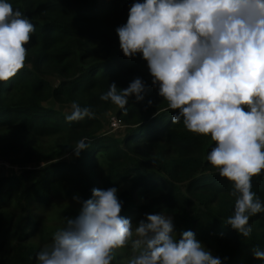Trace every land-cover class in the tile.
Wrapping results in <instances>:
<instances>
[{
    "label": "trees",
    "instance_id": "1",
    "mask_svg": "<svg viewBox=\"0 0 264 264\" xmlns=\"http://www.w3.org/2000/svg\"><path fill=\"white\" fill-rule=\"evenodd\" d=\"M8 2L35 31L25 45L23 69L0 82V162L21 169L0 174V264H36L39 252L27 243L38 231L32 212L49 204L52 188L87 200L94 188L128 183L117 196L123 217L168 210L178 238L192 231L221 264H264L253 254L264 251V211L250 216L248 238L227 225L236 197L232 182L207 159L215 142L188 131L183 120L173 124L176 113L158 94L147 61L142 54L125 57L120 48L116 29L127 23L131 6L144 0ZM136 78L145 82L144 100L130 97L126 113L101 100L111 84L119 91ZM74 103L94 117L69 123ZM109 113L126 127L120 138L105 132ZM82 139L88 149L65 160ZM252 191L264 203V172L253 177ZM151 197L149 204L140 203ZM79 213L66 211L63 227Z\"/></svg>",
    "mask_w": 264,
    "mask_h": 264
},
{
    "label": "clouds",
    "instance_id": "2",
    "mask_svg": "<svg viewBox=\"0 0 264 264\" xmlns=\"http://www.w3.org/2000/svg\"><path fill=\"white\" fill-rule=\"evenodd\" d=\"M34 31L29 18L0 0V82L23 69ZM116 31L125 57L142 54L147 61L158 94L176 113L173 124L183 120L188 131L215 142L207 159L232 182L236 197L227 225L250 237V216L264 211L252 191L253 177L264 172V0H144ZM144 93L145 82L136 78L119 91L111 84L100 98L126 113L129 98L141 102ZM72 109L69 123L94 117L88 107ZM85 139L73 148L77 157L89 147ZM117 191L74 196L79 215L66 218L51 247L37 254L38 264H113L116 250L130 242L129 264H221L192 231L177 239L170 215L146 214L133 225L121 215ZM253 254L264 261V251Z\"/></svg>",
    "mask_w": 264,
    "mask_h": 264
},
{
    "label": "rangeland",
    "instance_id": "3",
    "mask_svg": "<svg viewBox=\"0 0 264 264\" xmlns=\"http://www.w3.org/2000/svg\"><path fill=\"white\" fill-rule=\"evenodd\" d=\"M66 111H68V108H65ZM113 114V115H112ZM115 116V113H109L107 115V118L105 120V132L116 136V137H122L126 132V127L123 126L121 128H118L116 130H113L110 125V122L108 123L109 117ZM75 153L65 157V160L67 161H74L75 159ZM19 167L9 166L5 163L0 162V174L1 175H17L20 173ZM130 187V184H124L121 185L119 188H117V196L127 190ZM59 190V192H58ZM58 190L56 188H52L51 190V200L48 205H37L33 209V217L37 220L38 224V231L36 234L30 238L27 243L31 247H35L38 252L43 250L45 247H51V244L53 242V235L56 231L63 228L64 225V214L68 210H76L80 212V205L77 203L72 197L65 196L62 192H60V188L58 187ZM155 197H151L149 199H145L140 201L141 204H149L151 201H153ZM159 213H165L167 215H170L173 217V213L170 211H160V212H145L140 213L139 215L134 216L130 219L131 223L133 225H137L140 220L144 219L146 214H159ZM175 232V231H174ZM176 238L178 239V233H176ZM204 246V245H203ZM206 250L211 251V253L214 256V250L210 247L204 246ZM133 252L131 249V242L128 246L122 249L116 250L115 258L117 264H129V260L132 257ZM36 264H38L36 260Z\"/></svg>",
    "mask_w": 264,
    "mask_h": 264
},
{
    "label": "built area",
    "instance_id": "4",
    "mask_svg": "<svg viewBox=\"0 0 264 264\" xmlns=\"http://www.w3.org/2000/svg\"><path fill=\"white\" fill-rule=\"evenodd\" d=\"M110 125L112 126L111 128L113 130H116L118 128L123 127L122 123L120 122V120L116 116H112L110 118Z\"/></svg>",
    "mask_w": 264,
    "mask_h": 264
}]
</instances>
